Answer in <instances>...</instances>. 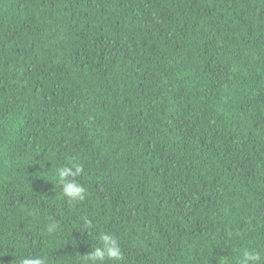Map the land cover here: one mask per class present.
Masks as SVG:
<instances>
[{"label":"trees","instance_id":"trees-1","mask_svg":"<svg viewBox=\"0 0 264 264\" xmlns=\"http://www.w3.org/2000/svg\"><path fill=\"white\" fill-rule=\"evenodd\" d=\"M101 232L122 264H264V0H0V264Z\"/></svg>","mask_w":264,"mask_h":264},{"label":"clouds","instance_id":"clouds-1","mask_svg":"<svg viewBox=\"0 0 264 264\" xmlns=\"http://www.w3.org/2000/svg\"><path fill=\"white\" fill-rule=\"evenodd\" d=\"M83 171V165L74 158L54 169L53 175L61 187L62 196L70 204L82 202L86 198L85 187L76 179L82 175ZM82 221L85 229L93 227L89 218L83 217ZM55 229L56 225H50L48 232L52 233ZM80 256L82 264H122L124 258L117 237L109 232H101L98 235V244L90 246L89 253ZM224 260L225 264H228L227 258ZM19 264H52V258L46 255L29 254L21 257ZM239 264H262L261 254L255 250L244 249Z\"/></svg>","mask_w":264,"mask_h":264}]
</instances>
